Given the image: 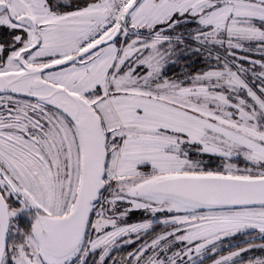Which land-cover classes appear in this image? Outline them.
<instances>
[{
    "label": "snow or ice",
    "instance_id": "obj_1",
    "mask_svg": "<svg viewBox=\"0 0 264 264\" xmlns=\"http://www.w3.org/2000/svg\"><path fill=\"white\" fill-rule=\"evenodd\" d=\"M0 264H264V0H0Z\"/></svg>",
    "mask_w": 264,
    "mask_h": 264
}]
</instances>
